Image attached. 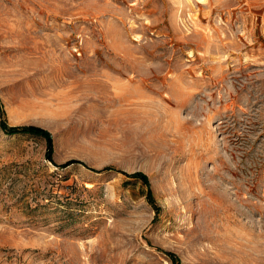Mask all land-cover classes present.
Masks as SVG:
<instances>
[{
	"label": "rangeland",
	"instance_id": "1",
	"mask_svg": "<svg viewBox=\"0 0 264 264\" xmlns=\"http://www.w3.org/2000/svg\"><path fill=\"white\" fill-rule=\"evenodd\" d=\"M0 102V264H264V0H0Z\"/></svg>",
	"mask_w": 264,
	"mask_h": 264
},
{
	"label": "trees",
	"instance_id": "2",
	"mask_svg": "<svg viewBox=\"0 0 264 264\" xmlns=\"http://www.w3.org/2000/svg\"><path fill=\"white\" fill-rule=\"evenodd\" d=\"M0 116H1V118L5 117V113L2 109L1 102H0ZM1 128L7 135H10V136L28 135V136L43 138L45 140L47 148H48L47 157L50 161H53L52 157H51L53 154V139H52L51 134L48 131H46L40 127H36V126L11 127V126H8V124L4 120H2V122H1ZM73 164L85 166V164L81 161L71 160V161H68L67 163H65L63 165L58 166V168L65 169V168H67ZM109 170H115V169L114 168H106L105 169V171H109ZM115 171H118V170H115ZM131 177L134 179H138L144 185L149 186V178L145 174L136 173ZM147 196H148L149 202L155 206V201H154V198L152 196L151 190H148ZM169 256L171 259V264H180V260L178 259V257L175 254H169Z\"/></svg>",
	"mask_w": 264,
	"mask_h": 264
}]
</instances>
